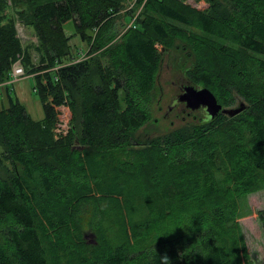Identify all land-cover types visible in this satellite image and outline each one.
Instances as JSON below:
<instances>
[{
	"label": "trees",
	"instance_id": "trees-1",
	"mask_svg": "<svg viewBox=\"0 0 264 264\" xmlns=\"http://www.w3.org/2000/svg\"><path fill=\"white\" fill-rule=\"evenodd\" d=\"M122 1L0 0V85L19 61L24 75L34 80L32 92L42 112L40 120L31 119L5 86L6 105L0 106V228L6 239L0 243V264H57L56 250L70 227L78 232L90 220L92 188L84 162L90 169L91 154L120 147L148 120L145 98L163 58L185 85L206 88L223 108L225 99L209 86L217 78L218 88L230 82L209 66L208 51L232 75V88L252 112L245 114L247 108L241 118L240 112L207 120L200 111H188L195 118L191 134L166 144V151L174 152V143H179L173 165L192 164L200 183L197 204L182 219L185 232L159 235L150 250L132 251L122 240L98 256L70 251L64 264H230L237 256L238 248L220 227L233 223L235 197L264 189V0H206L205 11L181 0H146L134 29L121 35L117 48H109ZM15 18L34 34L35 62L16 37ZM66 22H71L72 35L86 44V58L76 60L77 49L69 46L70 36L63 32ZM191 27L203 37L194 36ZM175 38L182 40L176 45ZM60 105L71 113L63 136L53 133L55 107ZM219 131L239 141L224 168L211 141L225 133L214 134ZM182 175L176 173L177 180ZM182 191L173 182L138 194L143 211L137 212L136 227L146 226L144 216L169 211ZM133 211L127 209L125 217L119 213L116 219L123 223ZM262 219L264 232V212Z\"/></svg>",
	"mask_w": 264,
	"mask_h": 264
},
{
	"label": "rangeland",
	"instance_id": "rangeland-1",
	"mask_svg": "<svg viewBox=\"0 0 264 264\" xmlns=\"http://www.w3.org/2000/svg\"><path fill=\"white\" fill-rule=\"evenodd\" d=\"M6 1L9 4V0ZM181 1L186 4L185 0ZM192 1L200 7V11H205L208 8L209 3L206 0ZM145 3L146 0L122 1L112 25L115 38L109 43L112 44L106 47L117 48L116 45L121 35L134 29V24L142 17L141 13L144 10ZM225 5L229 6L230 9L232 7L230 2ZM11 13L12 10L10 9L6 11L7 15ZM14 30L21 47L29 49L31 61L35 62L37 56L34 48L37 43L31 29L15 18ZM188 30L196 37H203L199 31L192 27ZM63 32L70 36L69 46L77 49L76 60L82 57L86 58L84 54L87 51L86 44L72 35L71 22H66L63 25ZM180 40L182 39L175 38L173 43L177 45ZM217 42L214 40V43L218 44ZM155 48L161 52L162 47L160 45L155 44ZM233 50L234 53H238L236 48H233ZM178 51L181 52L180 49ZM208 54L209 66L220 72L222 79H229L230 82L228 85H222L221 88H218L219 78H217L209 86L225 99V104L222 105L223 109L230 110L237 108L239 104H243L244 110L249 108L245 114L252 112L251 105L247 100L232 88V75L220 67L218 63L221 62L214 58L212 52L208 51ZM222 70L223 73H221ZM33 83L32 76L25 75L16 83L7 84V88L10 97L17 99L30 118L36 121L42 118V112L39 102L32 92ZM182 84L187 83L182 82L177 73L172 74L167 69L163 58L153 89L145 98L148 105V120L132 133L130 140L125 141V144L122 142L120 147L102 151L97 155L91 154L95 156L90 162V169L84 162L87 179L92 188L91 197L93 199L90 200V220H87L84 226L79 227L78 232L70 227L67 240L63 241V244L56 250L55 259L57 264H64V255L69 256L70 251L80 250L83 254L98 256L111 247L118 245L122 240L128 242L132 251L138 249L150 250L156 247V237L159 235L185 232V228L181 226L182 219L193 209L196 203L195 198L199 195L200 183L197 175L190 169L192 164L173 165V162L180 155V150L176 149L175 146L179 143H174V152L166 151V144L170 139H181L187 134H191V126L195 125L192 122L195 118L186 115L188 111L182 104L171 106L170 103L171 99L178 94L179 86ZM238 91L240 90L238 89ZM0 104L6 105V95L4 101ZM66 112L67 114L63 115L60 111L59 119L65 120V124L68 122L69 125L71 113L67 109ZM241 114H244V111H241L240 118L242 117ZM225 131L214 132V134ZM211 141L217 145L219 165L223 164L222 167L224 168L230 160L231 150L238 145L237 136L232 137V139L226 138L225 132L217 135L216 139ZM168 153H170V157L166 159L165 154ZM180 172L183 174L182 179L177 180L176 173ZM222 174L223 172L220 171V174L217 175L218 179H216L219 180ZM173 182L180 183L183 190L174 206L161 216L148 218L144 216L143 220L148 219V222L145 227L138 229L136 227L139 222L137 212L143 211L142 202L136 198L138 194ZM93 183L94 185H91ZM226 190L229 194V187ZM235 198L237 206L234 210L233 223L229 226L220 227V232L228 237L239 250L236 258L230 264H264L262 219L264 189L255 190ZM77 200V196H75L72 204L75 205ZM213 201H216V198ZM137 208L138 211H136ZM127 209L128 213L134 211L123 223H119L116 218H119V213L121 217H125ZM3 230L4 228H0V243L6 239ZM241 245L244 247L243 251H240Z\"/></svg>",
	"mask_w": 264,
	"mask_h": 264
},
{
	"label": "water",
	"instance_id": "water-1",
	"mask_svg": "<svg viewBox=\"0 0 264 264\" xmlns=\"http://www.w3.org/2000/svg\"><path fill=\"white\" fill-rule=\"evenodd\" d=\"M179 92L171 99V106L182 104L189 111H200L207 120H212L219 114L233 117L244 110V105L239 104L237 108L226 110L217 104L214 96L206 88L192 85L179 86Z\"/></svg>",
	"mask_w": 264,
	"mask_h": 264
},
{
	"label": "built area",
	"instance_id": "built-area-1",
	"mask_svg": "<svg viewBox=\"0 0 264 264\" xmlns=\"http://www.w3.org/2000/svg\"><path fill=\"white\" fill-rule=\"evenodd\" d=\"M185 3L187 5H189L191 8L200 11V7L196 6V4L192 0H185ZM55 69L56 68H54V70ZM23 76H25V75H24L22 66L20 65L19 61H17L13 64V66L9 72V78L3 85L7 86V84L15 83L18 80H20ZM55 110L57 112V116H56L57 121L54 125L53 133L55 135L63 136L67 133L69 125H68V122H67V124H65V122H64L65 120H60L59 115H60V111L62 112L63 115H66L67 114L66 108L64 106L60 105L58 107H55Z\"/></svg>",
	"mask_w": 264,
	"mask_h": 264
},
{
	"label": "crops",
	"instance_id": "crops-1",
	"mask_svg": "<svg viewBox=\"0 0 264 264\" xmlns=\"http://www.w3.org/2000/svg\"><path fill=\"white\" fill-rule=\"evenodd\" d=\"M19 81V80H18ZM16 83V82H15ZM5 85H0V103L5 99ZM17 100V99H16ZM0 106H3L0 104ZM26 111V110H25ZM27 113V112H26ZM28 114V113H27ZM30 117V116H29Z\"/></svg>",
	"mask_w": 264,
	"mask_h": 264
},
{
	"label": "bare ground",
	"instance_id": "bare-ground-1",
	"mask_svg": "<svg viewBox=\"0 0 264 264\" xmlns=\"http://www.w3.org/2000/svg\"><path fill=\"white\" fill-rule=\"evenodd\" d=\"M62 106H64V107L67 109V111L69 112V110H68V107H67V106H65V105H62Z\"/></svg>",
	"mask_w": 264,
	"mask_h": 264
}]
</instances>
